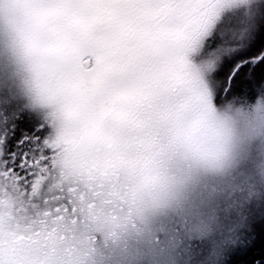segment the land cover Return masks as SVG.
Here are the masks:
<instances>
[{
	"label": "snow or ice",
	"instance_id": "snow-or-ice-1",
	"mask_svg": "<svg viewBox=\"0 0 264 264\" xmlns=\"http://www.w3.org/2000/svg\"><path fill=\"white\" fill-rule=\"evenodd\" d=\"M258 97L264 0H0V264H85L177 143ZM258 246L264 200L215 259Z\"/></svg>",
	"mask_w": 264,
	"mask_h": 264
},
{
	"label": "clouds",
	"instance_id": "clouds-1",
	"mask_svg": "<svg viewBox=\"0 0 264 264\" xmlns=\"http://www.w3.org/2000/svg\"><path fill=\"white\" fill-rule=\"evenodd\" d=\"M238 108L200 141L177 143L134 205L89 230L85 264H217L264 200V97Z\"/></svg>",
	"mask_w": 264,
	"mask_h": 264
},
{
	"label": "trees",
	"instance_id": "trees-1",
	"mask_svg": "<svg viewBox=\"0 0 264 264\" xmlns=\"http://www.w3.org/2000/svg\"><path fill=\"white\" fill-rule=\"evenodd\" d=\"M253 258H255V264H259V260L264 258V253L261 252L259 246L254 248L249 254L248 259L252 261Z\"/></svg>",
	"mask_w": 264,
	"mask_h": 264
}]
</instances>
